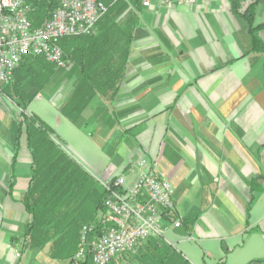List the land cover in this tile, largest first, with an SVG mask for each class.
<instances>
[{
  "label": "crops",
  "instance_id": "obj_1",
  "mask_svg": "<svg viewBox=\"0 0 264 264\" xmlns=\"http://www.w3.org/2000/svg\"><path fill=\"white\" fill-rule=\"evenodd\" d=\"M252 1L128 5L111 16L119 26L98 22L92 37L70 45L79 54L92 44L93 52H127L122 77L109 80L119 84L110 102L96 96L74 120L61 114L57 106L70 93V79L56 98L39 91L27 103L23 113L42 119L99 186L121 173L132 181L141 158L156 159L168 177L174 213L164 222L163 240L149 238L109 264H264V192L246 215L248 182L264 171V54L251 50L242 16ZM261 24L264 0L257 2L252 26ZM254 32L264 45V27ZM18 72L12 83L21 79ZM19 111L0 93V264H77L85 223L69 244L41 243L43 236L31 243L27 234L32 218L23 197L32 156L23 132L15 149ZM81 205L69 207L73 220L85 211ZM161 241L167 255L154 246Z\"/></svg>",
  "mask_w": 264,
  "mask_h": 264
},
{
  "label": "trees",
  "instance_id": "obj_2",
  "mask_svg": "<svg viewBox=\"0 0 264 264\" xmlns=\"http://www.w3.org/2000/svg\"><path fill=\"white\" fill-rule=\"evenodd\" d=\"M27 1L33 8L29 18L34 26L48 19L58 3V0ZM257 2L258 0H253L242 16L249 26L251 50L264 54V45L254 32L255 29L264 27V24L252 26ZM105 3L108 7L107 12L98 22L100 23L107 16L100 24H103V27L113 25L117 27L119 22L112 20V12H123L128 5L136 6L139 0H107ZM70 45L61 39L60 46L65 57L72 63L71 68H57L45 58L46 62H43L38 57L27 55L16 67L18 73L22 74L21 79L15 81L14 84L11 82L13 86L10 83L6 86L2 85L0 89V93H5L21 110L15 121V149L19 147V139L23 132L32 156L30 185L23 197L24 205L32 218L27 231L31 243L32 240L34 242V239H40L43 236L41 243L48 238L55 239L54 244L57 240L69 244L71 235L77 232L79 223L93 226L90 237L100 232L104 226L101 213L106 192L101 184L99 186L95 183L81 164L55 142L51 136L52 129L42 119L34 114L23 113L27 103L39 90L50 84L57 87L62 81L70 79L72 80L70 93L57 108L61 114L72 120L88 106L94 97L97 96L108 103L115 96L119 84L110 83L109 80L122 77L123 67L127 62V52L119 54L118 57L103 51L93 52L90 49L94 45L92 44L87 52L79 54L80 52ZM23 81L27 82V87L22 85ZM248 189L246 215L256 196L264 192V171L248 182ZM78 203L82 204L81 207L87 206H85V211L79 214L80 220L77 218L73 220L69 207ZM88 207L89 211L86 210ZM98 210L100 215L97 213ZM253 229L259 230V227L256 226ZM155 238L163 240L161 236ZM154 246L159 252L167 255L169 247L164 242H154ZM78 248L79 243L75 248V253ZM88 259L87 254L83 259H77V264H89ZM261 260L264 261V259Z\"/></svg>",
  "mask_w": 264,
  "mask_h": 264
},
{
  "label": "built area",
  "instance_id": "obj_3",
  "mask_svg": "<svg viewBox=\"0 0 264 264\" xmlns=\"http://www.w3.org/2000/svg\"><path fill=\"white\" fill-rule=\"evenodd\" d=\"M139 2L146 8H159L193 6L198 0ZM107 9L102 0H58L49 18L34 26L29 18L33 8L27 0H0V89L12 82L16 67L27 55L43 57L57 68H69L61 39L92 35ZM137 166L139 172L130 182L123 173L99 182L106 192L101 213L104 226L92 237L93 226L81 227L76 259L88 254L92 264H109L149 238L163 237L164 222L174 213V189L166 174L157 169L156 159L141 158ZM171 222L173 227L180 226L178 219Z\"/></svg>",
  "mask_w": 264,
  "mask_h": 264
},
{
  "label": "rangeland",
  "instance_id": "obj_4",
  "mask_svg": "<svg viewBox=\"0 0 264 264\" xmlns=\"http://www.w3.org/2000/svg\"><path fill=\"white\" fill-rule=\"evenodd\" d=\"M110 14H111V12H110ZM109 14V15H110ZM113 14H115V12L113 13L112 12V14H111V16L113 15ZM108 15V16H109ZM107 18V16H105L104 17V19L103 20H105ZM102 20V21H103ZM101 21V22H102ZM100 22V23H101ZM100 23H98V26L97 27H99V24ZM78 37H81V38H84V37H89V36H75V37H64L63 39H62V41L64 42V43H67V44H71V43H74V42H76L77 41V39H78ZM39 58V60H41V61H43V62H46L45 61V59L43 58V57H38ZM49 62V61H48ZM57 70H59V69H57ZM62 72H64V71H62ZM28 80H30V79H28ZM15 83V81L13 82V84ZM13 84H12V86H13ZM22 85H26V87L28 86L27 85V82L26 81H24L23 82V84ZM60 86H57V87H54V85L53 84H50V85H47V86H45L43 89H41V90H39L40 91V94H42V95H45L46 93H48V94H50L51 96H53V98H56L57 96H59V93L61 92V88H59ZM52 88H54V90H55V92L53 91V90H51L50 91V89H52ZM49 91V92H48ZM39 94V95H40ZM4 95H5V93H4ZM39 95H37V96H39ZM6 96V95H5ZM55 140V139H54ZM55 142H56V140H55ZM57 143V142H56ZM57 144H61V143H57ZM62 145V144H61ZM63 146V145H62ZM61 146V147H62ZM62 149L69 155V151L67 150V149H64V147H62ZM68 151V152H67ZM70 156V155H69ZM98 215H100V212H99V210H98ZM89 259H90V257H89ZM91 261V260H90Z\"/></svg>",
  "mask_w": 264,
  "mask_h": 264
}]
</instances>
